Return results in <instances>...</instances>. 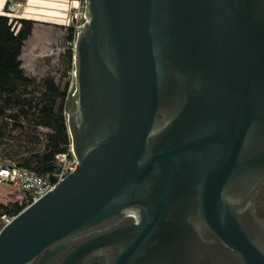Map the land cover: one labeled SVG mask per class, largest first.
<instances>
[{
  "label": "water",
  "instance_id": "obj_1",
  "mask_svg": "<svg viewBox=\"0 0 264 264\" xmlns=\"http://www.w3.org/2000/svg\"><path fill=\"white\" fill-rule=\"evenodd\" d=\"M75 171L0 230V264H264V0H86ZM126 216V218H125Z\"/></svg>",
  "mask_w": 264,
  "mask_h": 264
},
{
  "label": "rangeland",
  "instance_id": "obj_2",
  "mask_svg": "<svg viewBox=\"0 0 264 264\" xmlns=\"http://www.w3.org/2000/svg\"><path fill=\"white\" fill-rule=\"evenodd\" d=\"M10 1L18 6L15 12L17 19L24 17L39 21H56L57 17H62V22L65 23L63 25L45 22L36 25L32 36L25 43L22 54V63L27 75L34 76L37 81L43 77H51L59 83L60 56L71 47L65 40L66 28L68 25H74L76 28L82 24L86 14V2H79L77 7H73L71 1L65 0L67 10L60 14L55 8L44 7L45 0H9L7 3ZM32 16H39L40 19ZM70 75L71 77L68 76L64 81L69 83L67 117L72 107L75 85L72 73ZM45 90L46 88L38 83L28 86L19 84L15 86L13 94L0 96V113L3 114L0 123V165L17 166L27 158L37 159L45 151L51 128L41 124L43 120L37 114L40 105L46 101ZM8 195L12 198L19 197L15 192ZM6 222L5 217H0V230Z\"/></svg>",
  "mask_w": 264,
  "mask_h": 264
},
{
  "label": "trees",
  "instance_id": "obj_3",
  "mask_svg": "<svg viewBox=\"0 0 264 264\" xmlns=\"http://www.w3.org/2000/svg\"><path fill=\"white\" fill-rule=\"evenodd\" d=\"M74 1V0H69ZM85 2L86 0H79ZM8 4V3H7ZM7 7V6H6ZM15 20L18 22L14 28ZM36 21L29 18H18L10 21L7 13H0V96L13 94L16 85L40 84L45 87V103L38 109V116L43 120L41 124L51 128L48 134L45 151L37 159L27 158L22 161L20 167L29 168L39 174L47 175L54 173L58 168L56 155L66 151L71 142L68 125V98L69 83L64 82L69 72L74 67V50L70 47L60 56V81L56 83L51 77H43L40 81L34 76L27 75L21 55L26 41L32 35ZM19 25V27H18ZM76 35L74 25L66 28L65 40L73 41ZM0 113V123L2 120ZM31 166V167H29ZM10 192L19 194L12 198ZM30 200L25 193H21L14 187L0 183V217H14L21 212Z\"/></svg>",
  "mask_w": 264,
  "mask_h": 264
},
{
  "label": "built area",
  "instance_id": "obj_4",
  "mask_svg": "<svg viewBox=\"0 0 264 264\" xmlns=\"http://www.w3.org/2000/svg\"><path fill=\"white\" fill-rule=\"evenodd\" d=\"M80 2L79 0H77ZM7 9L4 13L10 16V21L17 19L15 12L18 10V6L11 1L7 4ZM87 20L86 14L83 16V22L80 26L84 24ZM17 21L15 20L14 28L17 26ZM76 27V35L73 41H69L71 48L75 52L76 40L79 31V27ZM19 27V25H18ZM75 60V59H74ZM74 78L76 85V71H75V61L74 67L69 72V77ZM74 85V89H75ZM74 93V91H73ZM70 133V132H69ZM71 138V135H70ZM58 168L52 174L42 175L29 168L20 167L16 165H0V183L10 185L20 191L25 193L30 200V203L38 201L41 197L51 191L58 183L63 181L70 173L75 171L79 165V160L74 152L72 139L67 147L66 151L60 152L56 155ZM7 222L11 220L9 217H5Z\"/></svg>",
  "mask_w": 264,
  "mask_h": 264
},
{
  "label": "flooded vegetation",
  "instance_id": "obj_5",
  "mask_svg": "<svg viewBox=\"0 0 264 264\" xmlns=\"http://www.w3.org/2000/svg\"><path fill=\"white\" fill-rule=\"evenodd\" d=\"M252 207L256 218L264 227V179L257 186L253 198ZM126 218V216H125ZM75 244V240H70L58 244L54 248L47 250L36 262V264H59L62 256ZM108 257L105 253H97L89 257L83 264H108Z\"/></svg>",
  "mask_w": 264,
  "mask_h": 264
},
{
  "label": "crops",
  "instance_id": "obj_6",
  "mask_svg": "<svg viewBox=\"0 0 264 264\" xmlns=\"http://www.w3.org/2000/svg\"><path fill=\"white\" fill-rule=\"evenodd\" d=\"M7 1H9V0H0V13H4V9H5V4L7 3ZM51 1H54L55 3H57V2H62V1H65V0H51ZM46 7V6H45ZM54 10H56L58 13H62V11H65V10H67L66 8L64 9V8H60V9H54ZM57 20L56 21H46V20H44V21H39V20H35L36 21V23H35V26H34V28L36 27V25H39V24H43L42 22H45V23H53L54 25H63V24H65V23H63L62 22V17L60 18V17H57L56 18ZM46 25V24H45ZM34 30V29H33ZM32 34H33V32H32ZM32 36V35H31ZM30 36V37H31ZM28 41V40H27ZM26 41V42H27ZM25 47V46H24ZM23 50H24V48H23ZM23 54V53H22ZM21 60H22V55H21Z\"/></svg>",
  "mask_w": 264,
  "mask_h": 264
},
{
  "label": "bare ground",
  "instance_id": "obj_7",
  "mask_svg": "<svg viewBox=\"0 0 264 264\" xmlns=\"http://www.w3.org/2000/svg\"><path fill=\"white\" fill-rule=\"evenodd\" d=\"M67 1H62V2H57L55 3L54 1H43V3L45 4L46 8H55V9H60V8H66L67 9V4H66ZM78 1L77 0H74V1H71V4L73 5V7H77L78 6ZM44 6V7H45ZM28 17V16H27ZM31 17V16H30ZM32 17H37L39 18V16H32ZM40 19V18H39Z\"/></svg>",
  "mask_w": 264,
  "mask_h": 264
}]
</instances>
